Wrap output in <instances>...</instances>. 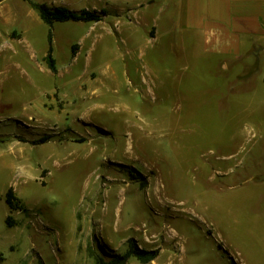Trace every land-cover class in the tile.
<instances>
[{
  "label": "rangeland",
  "instance_id": "obj_1",
  "mask_svg": "<svg viewBox=\"0 0 264 264\" xmlns=\"http://www.w3.org/2000/svg\"><path fill=\"white\" fill-rule=\"evenodd\" d=\"M32 1L107 13L54 23L53 72L51 26L0 2V264H97L132 239L149 264H264V42L199 50L178 0Z\"/></svg>",
  "mask_w": 264,
  "mask_h": 264
},
{
  "label": "crops",
  "instance_id": "obj_2",
  "mask_svg": "<svg viewBox=\"0 0 264 264\" xmlns=\"http://www.w3.org/2000/svg\"><path fill=\"white\" fill-rule=\"evenodd\" d=\"M122 1L141 3L140 0ZM175 7L182 33L191 37L199 50L203 47L210 53L237 54L248 42H251L249 50L264 42V0H178ZM229 69L225 60L219 61V74L225 75ZM247 75L245 70L240 78Z\"/></svg>",
  "mask_w": 264,
  "mask_h": 264
},
{
  "label": "trees",
  "instance_id": "obj_3",
  "mask_svg": "<svg viewBox=\"0 0 264 264\" xmlns=\"http://www.w3.org/2000/svg\"><path fill=\"white\" fill-rule=\"evenodd\" d=\"M3 0H0V2ZM33 7L38 9L41 19L48 25L51 26L49 31V50L45 57L48 67L53 71L57 72L56 59L53 56V25L55 22H99L104 19L107 11L106 9L99 11L82 9L81 11H72L63 6H57L55 8L50 7L46 3L38 4L30 0ZM7 203L12 209L21 208V201L15 195L13 188H10L7 192ZM11 216H8L7 222L12 225ZM158 250H149L139 247L135 240L129 241V249L124 254H117L113 256L110 260H106L102 256H98L97 264H127L131 257H136L142 264H149L158 257Z\"/></svg>",
  "mask_w": 264,
  "mask_h": 264
}]
</instances>
